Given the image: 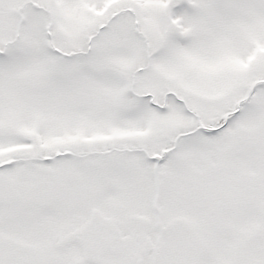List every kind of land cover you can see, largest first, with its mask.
Segmentation results:
<instances>
[{"label": "snow or ice", "instance_id": "snow-or-ice-1", "mask_svg": "<svg viewBox=\"0 0 264 264\" xmlns=\"http://www.w3.org/2000/svg\"><path fill=\"white\" fill-rule=\"evenodd\" d=\"M0 264H264V0H0Z\"/></svg>", "mask_w": 264, "mask_h": 264}]
</instances>
